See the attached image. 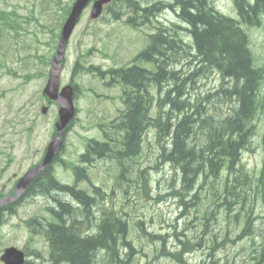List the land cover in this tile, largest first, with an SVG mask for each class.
Masks as SVG:
<instances>
[{
	"label": "trees",
	"instance_id": "trees-1",
	"mask_svg": "<svg viewBox=\"0 0 264 264\" xmlns=\"http://www.w3.org/2000/svg\"><path fill=\"white\" fill-rule=\"evenodd\" d=\"M120 1L132 10L128 24L148 23L163 9H172L178 12L188 28L179 23L159 24L155 34L150 36L148 47L139 52L132 63L126 65L127 68L113 71L125 84V109L117 121L100 125L103 140L93 138L87 141L80 163L73 165L76 177L91 181L88 175L90 166L96 165L97 160H103L111 162L116 177L123 180L129 171L128 162L140 160L142 142L151 128L156 129L161 158L156 169L165 163L180 169L181 178H174L173 184L179 181V186L191 189L196 184L225 187V191L218 187L213 189V196L189 198L183 195L180 205L187 210L194 206L202 207L199 201L203 204L212 202L207 210L208 217L213 218L211 224L215 222L220 228L217 222L221 215L224 230L229 224L232 228L227 230L229 234L234 229L235 233L241 232L238 237L236 233L232 236L234 239L226 236L221 242H236L246 234L259 232L262 237L258 253L263 248L261 254L264 257V158L259 170L250 171L243 162L245 151L255 150L256 118L260 112L264 113V65L259 64L250 47L253 46L250 39L246 40L247 32L240 30L231 18L218 13L210 0ZM261 10L259 13L264 15ZM2 15L5 17L4 13ZM114 15L118 13L114 11ZM246 22L254 25L252 21ZM184 31L190 33L192 44L184 45L181 34ZM189 59V63H195L196 68L184 73L187 69L182 71L177 66L181 60ZM260 60L263 63L264 57ZM142 63L151 66L144 68ZM212 71L218 72L222 79L217 91L210 90L193 101L188 89H196L197 80ZM215 100L220 104L228 103L229 111L215 113L212 110L218 103H214ZM165 106L172 109L166 112ZM174 109H181L183 113L177 112L176 115ZM262 144L264 152V134ZM56 160L63 161L59 156ZM68 164L72 165V162ZM142 178V185L135 190L143 188L149 198V179L145 173ZM134 181L139 182L137 179ZM55 191L71 195L78 205L56 200L57 209L52 213L62 219L61 225L49 224L46 230L45 227L43 229L51 245V264H127L120 256L117 239L126 236L125 220L121 219V223L115 222V219L104 221L100 233H92L86 240L81 222L75 217L77 213L71 214L74 221L69 225L66 214L73 209L78 212L79 208L86 213L94 199L76 186L62 185L55 177L52 166L32 181L27 193L51 195ZM198 193L203 194V191ZM189 201L192 207H189ZM17 206L18 202L2 209H8L12 214ZM3 218L4 213L0 211V223ZM34 220L37 221V218ZM203 224L205 230H209L211 224L209 227L207 221ZM255 225L263 226L261 229ZM162 239L165 241L164 237ZM200 243L192 242L190 248L196 249ZM184 251L182 247L171 253L175 259L186 263Z\"/></svg>",
	"mask_w": 264,
	"mask_h": 264
},
{
	"label": "rangeland",
	"instance_id": "rangeland-1",
	"mask_svg": "<svg viewBox=\"0 0 264 264\" xmlns=\"http://www.w3.org/2000/svg\"><path fill=\"white\" fill-rule=\"evenodd\" d=\"M71 2L72 0H0V11H7L12 19L23 24L21 28H18V31L9 28L5 25L4 17L0 14V190L4 186L3 191H10L16 180L41 159L48 142L53 137L58 106L52 104L47 113H41V106L48 104L43 94V88L48 78L45 71L49 72L50 69V63H46V61L54 55L56 50L54 48L55 32L59 31L64 10ZM213 2L223 8L230 7L226 0H213ZM253 3L254 1L251 5ZM90 7L85 10L69 41L65 55L62 85L70 82L72 69L78 57H81L85 66L101 65L103 69H108L112 67L109 66L111 64L117 66V62L131 64L138 51L149 43L146 34L139 33V31L132 30L134 28L125 25L124 18L126 17L118 20L113 17L112 13L105 10L102 18L92 20ZM113 8L118 9V6ZM159 20L167 25L171 23L183 25L173 11L162 13ZM254 33L264 38V31L256 30ZM181 34L191 37L187 31ZM253 51L259 64H262L260 58L264 57V47L255 45ZM189 61L190 59L183 60L177 66L178 69L182 71L187 69L184 73H188L196 68V64H191ZM141 65L151 66L149 63ZM75 81L79 83L82 92L75 101L78 107L77 119L66 134L62 157L68 162L78 163L79 155L85 149L86 140L90 137L101 136L96 125L99 122H109L118 114L117 105L121 107V103L118 102L121 88L111 86L112 90H109V86H105L100 82V79L86 71L77 76ZM219 82H222V79L216 71L204 75L197 80L196 89L192 91L191 87H188L192 93L190 98L195 101L198 96L210 90L217 91ZM92 87L98 93L91 91ZM101 92L112 94L115 97L104 99L101 97ZM216 102L218 101L215 100L214 103ZM228 108V103L220 104L218 102L212 107V110L219 113L220 111H229ZM167 109L170 111L172 107L166 108V112ZM174 112L176 115L177 112L183 113L181 109L179 111L174 109ZM256 124L258 131L253 139L255 150L245 151L243 161L250 171L259 170L263 164L264 113L258 114ZM156 133V129L153 128L147 133V137L142 143L140 160L132 159V163L128 162L129 171L122 178L123 180L116 177L112 170V163L103 160H97L96 165L90 166L91 180L93 183L102 184L108 194H113V198L104 199V203H107L106 206L113 210V215L126 218L130 220L131 224L135 222L134 217L139 214L147 222L154 220L158 223L160 219L165 218L172 227L166 226L165 229L157 231L173 233V228L177 224L176 229L180 231L187 229L189 237H193L196 235L195 232L200 233L205 230L200 219L205 215L210 216L207 210L209 209L208 205L212 202L203 204L199 201L198 203L202 207L188 208V216H182L179 212L185 207H182L173 198L165 197L166 190L181 185L179 181L175 184L172 183L174 178L177 180L181 178V172L170 163H165L156 169L161 160L159 157L160 145L155 136ZM132 169L133 173H131ZM140 170L147 175L150 189H154L149 191L150 198L143 188L135 190L143 183V173ZM55 174L62 183H73L75 180L72 170L63 163L55 164ZM136 179L139 182L134 181ZM86 181L88 183L82 182L78 186L90 191V186L87 184L91 181ZM152 195L159 196L151 198ZM58 196L63 201L71 202L74 206L78 205L69 194H60L59 192ZM47 204V199L40 196L29 199L18 207L17 213L0 227V256L6 247L16 246L30 253L29 264H48L46 260L49 255V243L43 235L34 234L33 231L37 226V222L33 219L34 216L51 219L45 210ZM107 211L109 210L100 211L101 216L103 217ZM73 213H77L76 216L82 215L84 210L79 208L77 212L73 209L69 217L73 216L71 215ZM197 214L199 215L198 219L195 218ZM95 219L97 217L93 214L92 221L95 222ZM195 219L198 222L196 227L189 224H193ZM235 230H233L234 235L236 234ZM210 232L211 235L220 232L221 236L225 235V230H216L215 222L211 224ZM200 238V236L196 237L193 243L200 242ZM152 241L144 237L138 245ZM201 241L205 242V240ZM173 242L172 238H168L167 245L172 246ZM156 244L158 249H161L162 242L157 241ZM212 244L211 238L206 247L196 250L190 256L187 255L188 261L193 264H226V255H223L224 260L220 256L221 254L211 255L212 250L209 246ZM249 244L248 238L237 242L232 241L230 256L228 255L229 264H232V252L236 259H242L243 263L239 264H247ZM153 258L154 254L136 257L131 264H181L177 259L166 254L165 256L161 255L156 261H153ZM0 264H4L1 259Z\"/></svg>",
	"mask_w": 264,
	"mask_h": 264
},
{
	"label": "flooded vegetation",
	"instance_id": "flooded-vegetation-1",
	"mask_svg": "<svg viewBox=\"0 0 264 264\" xmlns=\"http://www.w3.org/2000/svg\"><path fill=\"white\" fill-rule=\"evenodd\" d=\"M250 0H235L233 3V8L231 11V19L234 21V24L237 25V27L240 28V30L244 31L245 33L247 32L249 34L248 37H246L247 39H250V45L257 43L259 45L264 46V38L261 35H256L254 32L256 30H262L264 31V15L260 14L259 11L261 9H263L264 12V0H252L251 3L254 1L253 5H251V3H249ZM262 11V10H261ZM252 21L254 23L253 26H250L247 24V22ZM232 26L234 27L235 25L232 24ZM252 42V43H251ZM216 187H218L221 191H225V187L224 186H207V185H200V184H196L192 186L191 188H187L186 186H175V187H170V189L166 190L167 192V196L165 197H175L177 196V198H173L178 204H181V196H189V198H194L196 195L198 196H213L214 191L213 189H215ZM191 189V190H190ZM219 190V191H220ZM173 191H176L177 193H173ZM189 191V192H188ZM203 194H199L198 192H202ZM114 192V191H113ZM111 195H113L111 193ZM219 195H216V197ZM89 197H91V195H88ZM155 196V195H154ZM152 197V196H151ZM92 198V197H91ZM153 198V197H152ZM94 202L90 204V209L85 213L84 212V217H83V238L89 239L91 234H98L101 231V227L104 221L108 220L109 218L111 220L115 219V222L117 223H121L123 219L122 217H120L119 215H113L112 217H109L110 214V210L107 211L105 213V215H103V217L101 216L100 211H104L106 209H104V206L101 207V210L98 211V215H95L97 217V219H95V222L92 221L93 215L92 212H94L96 209L97 210V205L95 203L99 202V199L93 198ZM95 204V205H92ZM189 207H192V202H188ZM185 212V213H182ZM182 216L188 215V208L187 210H181L179 212ZM195 218L198 219L199 215H195ZM109 219V221H111ZM195 219V221L191 224V226L195 227L198 225V222H196L197 220ZM213 218H209L206 215L203 216V218L200 219L201 222H205L207 221V227H209V225L211 224V220ZM125 223H126V236L124 238H121V236H119L118 239V244L119 247L121 248V254L120 256H124L125 261L123 263L130 264L131 261H133L136 257H142V256H151V254H154V258L153 261H156L157 258H159L161 255L165 256H171L172 258H174L172 255L173 251H176L177 248L179 247L180 249L182 247H184V249L186 251L185 255H184V259L186 260V263L182 262V260L178 261V263L181 264H191L188 259L186 258L187 255H192L196 250L200 249V248H204L206 247V245H208V240L211 241L215 240V242L213 241V244L211 246H209V248L212 250L211 255H215L217 254H221L220 256L222 257V259L224 260L223 255H226V264H229V257L230 256V246L232 241H226V242H221L224 240V238L226 236H231L232 239H234L233 236V232H231L229 234V232H227L228 229H232L230 227L229 224L225 225V235L221 236V232L220 233H213L214 235H211L210 232V228L209 230H204L200 233L195 232L194 234H196L193 237H189L188 232L186 231L187 229L184 230H178L176 229L178 227L177 224H175V227L173 228V233L170 232H166L163 233V231H157V230H161V229H165L166 226L168 227H172L171 224H169L168 220H166L165 218H162L159 220L158 223H156L154 220H151L150 222H147L145 218L142 217V215H138L137 217H134V223L131 224L130 220H127L126 218L124 219ZM257 220V219H256ZM220 228L216 227V230L221 229V231L224 230V219L223 216H219V221L217 222ZM167 224V225H165ZM263 225H255V227H260L262 229ZM206 227V228H207ZM264 227V226H263ZM237 233V232H236ZM241 232H238V234H240ZM200 234V235H197ZM165 236L167 235V240L165 238V241H163L161 236ZM205 238L203 239L202 237ZM236 235V234H235ZM234 235V236H235ZM156 236H160V237H156ZM200 236L202 240H205V242H198L200 244H198V248L196 249H192L190 248L193 240ZM211 236V237H210ZM146 237L148 239H152L154 238L155 240L152 242H148L146 244L143 245H138L139 242H141V240H143V238ZM207 237V238H206ZM261 233L256 232V233H251V234H246L243 238H248L249 239V248H248V253H247V258H246V263L247 264H264V257L263 254H261V251H263V248L261 249L260 253L259 252V247L258 244L261 242ZM168 238H172L174 240L172 246H168ZM158 239V240H156ZM219 239V240H217ZM239 239V240H241ZM238 240V241H239ZM162 242V247L161 249H158V246L156 244V242ZM220 243V244H218ZM202 245V246H201ZM178 246V247H177ZM200 246V247H199ZM176 247V248H174ZM227 250H225L226 248ZM174 248V249H173ZM132 256V257H130ZM175 259V258H174ZM231 263L234 264H239V263H243L242 259H236L234 257V254H231Z\"/></svg>",
	"mask_w": 264,
	"mask_h": 264
},
{
	"label": "water",
	"instance_id": "water-1",
	"mask_svg": "<svg viewBox=\"0 0 264 264\" xmlns=\"http://www.w3.org/2000/svg\"><path fill=\"white\" fill-rule=\"evenodd\" d=\"M89 1L90 0H76V2L74 3L71 13L63 26L61 40L52 63L50 77L44 89V93L48 95L51 101H55L60 105L59 120L56 123V136L48 144L47 151L41 163L36 167L29 169L24 174V176L18 182L16 186V193L12 198L5 196L4 198L0 199V206L10 200L18 198L21 193L28 188L33 178L36 175L40 174L46 168V166L52 162L53 158L60 152L63 144L64 129L75 115L72 87H63L60 92L62 58L64 56L69 37L77 23V20ZM109 1L110 0L95 1L91 12V17L97 18L102 13L104 4L108 3ZM42 110L43 112H47L48 107H43ZM1 259L6 264H24L25 262L24 252L17 249L16 247L6 248L3 255L1 256Z\"/></svg>",
	"mask_w": 264,
	"mask_h": 264
},
{
	"label": "bare ground",
	"instance_id": "bare-ground-1",
	"mask_svg": "<svg viewBox=\"0 0 264 264\" xmlns=\"http://www.w3.org/2000/svg\"><path fill=\"white\" fill-rule=\"evenodd\" d=\"M218 13H219V12H218ZM182 29H183V28H182ZM179 35H180V34H179ZM178 39H179V38H178ZM178 41H179V40H178ZM180 42H181V40H180ZM251 43H252V42H251ZM179 44H180V43H179ZM182 45H183V44H182ZM184 45H185V44H184ZM185 47H186V46H185ZM138 53H139V52H138ZM138 53H137V54H138ZM137 54H136V55H137ZM136 55H135V56H136ZM132 61H133V60H132ZM180 113H181V112H180ZM175 254H176V253H175ZM186 258H187V257H186ZM191 264H193V263H191ZM200 264H201V263H200Z\"/></svg>",
	"mask_w": 264,
	"mask_h": 264
}]
</instances>
